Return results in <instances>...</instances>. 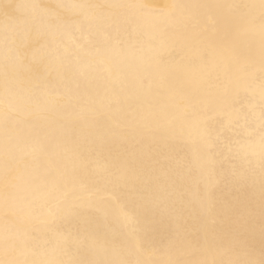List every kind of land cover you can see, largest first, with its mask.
Instances as JSON below:
<instances>
[{"label":"bare ground","instance_id":"1","mask_svg":"<svg viewBox=\"0 0 264 264\" xmlns=\"http://www.w3.org/2000/svg\"><path fill=\"white\" fill-rule=\"evenodd\" d=\"M0 264H264V0H0Z\"/></svg>","mask_w":264,"mask_h":264}]
</instances>
